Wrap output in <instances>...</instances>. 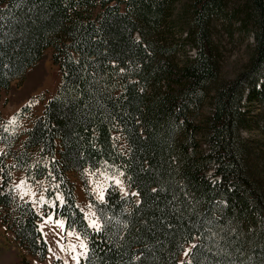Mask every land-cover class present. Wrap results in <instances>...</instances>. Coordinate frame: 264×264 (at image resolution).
I'll use <instances>...</instances> for the list:
<instances>
[{
  "label": "trees",
  "instance_id": "trees-1",
  "mask_svg": "<svg viewBox=\"0 0 264 264\" xmlns=\"http://www.w3.org/2000/svg\"><path fill=\"white\" fill-rule=\"evenodd\" d=\"M220 27L254 38L227 79ZM47 48L61 83L42 114L18 132L0 112V220L29 253L49 244L15 171L47 181L49 213L87 239L82 264H179L188 246L183 264H264V140L261 155L243 135L264 133V0H0V88ZM100 168L127 192L89 194L97 230L68 174Z\"/></svg>",
  "mask_w": 264,
  "mask_h": 264
},
{
  "label": "rangeland",
  "instance_id": "rangeland-1",
  "mask_svg": "<svg viewBox=\"0 0 264 264\" xmlns=\"http://www.w3.org/2000/svg\"><path fill=\"white\" fill-rule=\"evenodd\" d=\"M175 35L179 36V33L176 31ZM216 38L221 46L220 78L233 77L248 60L247 50L250 49L248 44L253 43L254 38L251 35H245L242 38L235 36L233 39L222 27L219 28ZM191 53H194V50ZM52 55L53 49L47 48L45 57L30 72L31 68L22 78L15 79L9 88H0V112L6 120L5 125L10 130L24 132L31 127L35 119L42 114L46 102L57 92L61 83V71L59 66L54 63ZM25 106L30 108L28 113L23 110ZM254 110L258 114V120H264V105H254ZM203 112H209L208 103L205 104ZM1 124L2 122H0ZM243 135L254 142L255 148L260 154L262 143L259 140H264V133L257 130L243 131ZM1 150H3L2 145H0ZM68 175L75 183L78 203L90 226H92L90 223L92 220H95L99 226H101V221L89 194L99 199L100 193L103 192L105 196L106 189L112 183L118 184L124 192H127L122 176L110 174L104 168L86 169L83 172L84 178L75 172H69ZM262 178L264 180V164ZM83 179L86 180L87 185ZM14 186L19 197L30 200L42 214L39 226L48 241L49 249L44 259L32 255L16 239L13 230L0 220V264H82L81 260L85 257L87 248H82L80 245L82 242L87 245V239L74 229H66L63 220L56 219L53 213H49V207L53 205V201H49L46 197L45 191L49 186L47 181L41 180L33 184L26 179L23 172L16 171ZM57 196L59 200H62L60 193ZM58 221L62 223L58 224ZM73 245H75L74 249L71 247ZM189 248L190 246L182 254L179 264H183ZM74 257H78V260Z\"/></svg>",
  "mask_w": 264,
  "mask_h": 264
},
{
  "label": "snow or ice",
  "instance_id": "snow-or-ice-1",
  "mask_svg": "<svg viewBox=\"0 0 264 264\" xmlns=\"http://www.w3.org/2000/svg\"><path fill=\"white\" fill-rule=\"evenodd\" d=\"M117 183H119V181H117ZM101 201H103V199H104V194H103V192H101L100 193V195H99V197H98ZM58 224L59 223H62V222H57ZM90 223H91V225L93 226V227H95L97 230H99V228H100V226L96 223V221L95 220H92V221H90ZM82 248H87V245L86 244H84L83 242L81 243V245H80ZM73 249L75 248V245H73V246H71ZM75 259H77L78 260V257H74Z\"/></svg>",
  "mask_w": 264,
  "mask_h": 264
}]
</instances>
